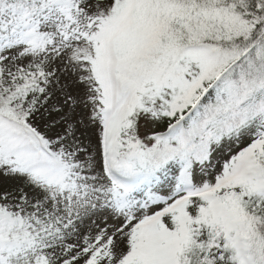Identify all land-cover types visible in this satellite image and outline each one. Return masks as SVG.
<instances>
[{
  "label": "snow or ice",
  "instance_id": "snow-or-ice-1",
  "mask_svg": "<svg viewBox=\"0 0 264 264\" xmlns=\"http://www.w3.org/2000/svg\"><path fill=\"white\" fill-rule=\"evenodd\" d=\"M0 264H264V0H0Z\"/></svg>",
  "mask_w": 264,
  "mask_h": 264
}]
</instances>
